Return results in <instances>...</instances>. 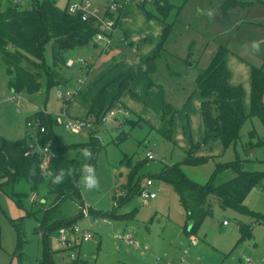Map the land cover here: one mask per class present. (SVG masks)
Masks as SVG:
<instances>
[{
	"label": "rangeland",
	"instance_id": "obj_1",
	"mask_svg": "<svg viewBox=\"0 0 264 264\" xmlns=\"http://www.w3.org/2000/svg\"><path fill=\"white\" fill-rule=\"evenodd\" d=\"M79 1L55 0L61 8ZM87 1L91 3V10H98L101 18L111 17L108 6L113 0ZM158 1L167 3L166 10H159L155 0L144 6L124 1L120 11L111 10L115 21L121 15L107 49L92 41L66 52L64 62L55 63L52 42H48L44 51L45 69L40 75L41 86L33 94L27 91L13 94L7 85L6 65L0 58V136L12 141L30 138L36 128L28 125V116L37 110H45L52 118L59 140L66 145H75L69 157L79 162L80 171L85 165L94 170L98 188L85 189L79 178L84 205L89 210L108 212L118 203L115 196H121L123 201L116 211L123 214L135 210L128 218H107L108 222L93 214L78 218L81 211L78 200L64 201L58 209L60 215L67 220L78 218L76 224L93 235L92 241L82 244L80 264H156V258L166 264V260H170L165 252H170L173 245L167 235L171 232L175 236L173 229L177 235L187 238L183 231L185 215L177 192L160 177V173L180 163L194 144L198 146L195 155L209 157L202 165H181V170L194 182L207 183L218 163H230L236 158H240L242 169L264 172V145L257 144L258 137L264 139L261 120L257 116L246 120L240 138L227 149L218 137L206 139L202 95L196 81L221 44L228 45L230 54L238 61L243 58L256 64L259 58L264 60V3L255 0ZM31 5L32 0H0V11L10 6L25 10ZM166 25L172 27L170 35L161 56L156 59V70L148 75V58L157 49ZM69 59H83L87 65L76 63L69 67L66 64ZM190 62L196 65L189 68ZM191 72L195 73L194 77H190ZM120 74H132L134 78L119 103H114L108 110L110 115L101 119L97 126L98 145L90 140V128L73 133L58 123V117L65 120V112L73 118L86 119L94 92L106 85V106H110L118 91L113 80ZM238 76V80H243L244 73L239 71ZM50 78L55 80L53 84H50ZM248 88L247 112L250 111V81ZM66 91L72 93L71 101L59 96L60 92ZM165 105L173 110L171 140L159 132ZM120 108H126L128 116L120 112ZM92 124L96 127L95 121ZM251 130L256 131L257 137L247 149ZM83 149L91 153L87 159L81 155ZM149 155L152 159H147ZM133 168L137 170L140 188L145 187L148 179L153 181L150 189L157 193L156 199L145 201L139 193L127 199L126 185ZM235 174L233 168L228 169L219 176L218 182ZM14 191L25 194L23 209L0 188V264H48L44 257L46 251L50 254L51 264H72L68 255L63 259L60 253L59 229L45 237L37 219L26 216V211L34 208L31 197L36 194L29 183L15 184ZM43 194L44 188H41L36 194V206L43 200ZM49 202L47 200V204ZM209 203L211 214L197 232L199 238L207 242L203 244L201 260L205 264H246V260L264 264V253L260 252V249L264 250V224L233 208L223 207L213 196ZM245 204L264 215V181L249 192ZM224 221L229 225L223 224ZM240 222L249 225L251 237L240 239ZM18 223L24 239L22 248H18L19 235L15 225ZM127 234L134 240L132 244L126 242L125 237L118 238V235ZM139 242L147 244V249ZM139 246V250H135ZM242 248L244 252L239 253ZM173 262L180 264L178 260Z\"/></svg>",
	"mask_w": 264,
	"mask_h": 264
},
{
	"label": "trees",
	"instance_id": "obj_2",
	"mask_svg": "<svg viewBox=\"0 0 264 264\" xmlns=\"http://www.w3.org/2000/svg\"><path fill=\"white\" fill-rule=\"evenodd\" d=\"M156 3L159 10L163 11L168 7L164 1L157 0ZM68 6L69 4L61 8L55 0H32V5L25 10L10 6L0 11V58L7 68L8 87L15 94L21 91L33 94L40 89V75L45 69L44 51L48 42H52L53 59L55 63H58L64 62L66 52L94 41V36L98 32L96 20L94 18L82 20L80 14L69 12ZM108 15L112 17L113 14L108 10ZM117 24H119V18ZM171 29V25L163 28L161 42L148 58V75L156 70V59L161 56ZM229 52L228 45H219L208 66L196 77L197 87L202 95L201 111L205 137L206 139L220 138L225 149L236 144L240 138L242 126L249 118L257 116L264 125V64L251 65L250 111L247 112L243 103V86H233L229 82L230 71L226 65V56ZM133 77L132 74H120L113 80L118 85V91L110 106H106L107 85L91 99L86 119L89 118L96 123V127H92L90 133V140L96 145L99 143L96 137L97 126L111 106L116 102L119 103L122 93L129 88ZM49 82L53 84L55 80L50 78ZM152 83L150 80V84ZM172 111L171 107L164 106L162 127L159 129V132L168 140L172 139L173 134ZM29 122H37L34 136L41 147L50 149L53 156L48 161L47 167L42 169L40 167L42 154L38 149L26 154L33 136L15 141L0 136V188L13 197L22 209L24 208L22 198L25 194L15 192V184L26 181L36 194L44 188L43 200L39 206H36L37 201L31 202L34 208L26 211V216L35 217L40 229L45 231L44 235L47 237L54 229L71 228L76 224V220L83 216L80 212L77 219L67 220L58 211L59 206L69 199L78 200L77 205H83L84 201L79 188L81 171L79 162L69 157V152L75 145H66L59 140L52 126V118L45 110H37L28 116L27 123ZM42 128L44 131H41ZM249 136L247 149L248 146L253 145V139L257 137L256 131L251 130ZM257 144L264 145V139L258 137ZM197 148V144H194L180 163L163 169L160 173V177L170 183L177 192L186 213L187 224L192 222L191 226L186 227V231L189 234H196L205 218L211 214L209 203L211 196L216 198L223 207L233 208L240 214L248 215L264 223V215L249 209L245 204L249 192L264 181V172L244 170L239 166L240 158H236L230 163H218L209 181L199 184L190 180L180 168L182 164L197 166L208 161L209 157L195 155ZM231 168L236 171V174L226 181L218 182L219 176ZM61 170L65 172L64 180L60 184L53 185L48 174L55 175ZM137 174L136 168L129 173L126 185L127 199L140 191V179ZM47 200L50 201L48 204ZM115 200L118 203L114 210L101 212L91 208L90 214L108 219H120L130 214H120L116 211L123 197L115 196ZM15 225L19 235L18 248H22L24 239L21 226L19 223ZM240 234V239L251 235V229L245 222L240 224ZM49 255L46 251L45 262L51 264ZM80 262L81 259L77 253V258L72 264H80Z\"/></svg>",
	"mask_w": 264,
	"mask_h": 264
},
{
	"label": "built area",
	"instance_id": "obj_3",
	"mask_svg": "<svg viewBox=\"0 0 264 264\" xmlns=\"http://www.w3.org/2000/svg\"><path fill=\"white\" fill-rule=\"evenodd\" d=\"M124 1H132L137 3L138 5L151 3L153 0H113L109 3L108 10L113 11L117 10L120 11L122 7L124 6ZM157 1V0H155ZM260 2H264V0H256ZM68 10L71 13L74 14H80L82 17V20L87 21L91 18H94L96 20L97 26H98V32L94 36V41L98 44H102L104 46V49H107L111 45V38L112 35L118 26L117 21H115L112 17H109V19L101 18L98 15V10L94 11L91 10V3L87 0H80L78 3L69 4ZM120 15V14H119ZM76 63L87 65V61L83 59H69L67 61L68 66H73ZM59 96L63 98L65 101H71L72 93L70 91H66L64 93H59ZM120 112H122L124 115L128 116V111L125 108H120ZM110 112H107L105 116L102 118L105 120L106 116L110 115ZM65 117V120L62 119V117H58V123L65 125V127L73 132V133H80L85 128H92V121L89 119H79V118H73L68 115L67 112L63 115ZM28 125H32L33 127H37V122H29ZM41 131H44V128L41 129ZM33 134V141H31L28 145V149L26 151V154L32 153L35 149H38L42 154V160L40 167L42 169H45L47 167V163L50 160L51 156L53 154L51 153L50 149L48 147H41L38 144L37 138ZM35 143L37 145H35ZM148 159H152V155H149L147 157ZM153 185V181L151 179H148L146 182V185L144 188H140L139 195L140 197L147 201L155 199L157 196V193L155 191H152L150 187ZM37 195L34 194L31 197V202L37 201ZM81 208V214L84 217H87L90 215L89 209L84 205L80 206ZM224 224H227L225 221ZM60 237H59V248L60 253L63 257L68 255L72 261L76 260L77 253L76 249L78 247V244L80 242L89 241L93 238L92 233H90L87 230H82L77 224L73 225L71 228H65L62 227L59 229ZM125 237V240L129 243H133L134 240L131 236L126 235H118V238ZM74 249V250H73ZM248 264H255L252 261L248 260Z\"/></svg>",
	"mask_w": 264,
	"mask_h": 264
},
{
	"label": "crops",
	"instance_id": "obj_4",
	"mask_svg": "<svg viewBox=\"0 0 264 264\" xmlns=\"http://www.w3.org/2000/svg\"><path fill=\"white\" fill-rule=\"evenodd\" d=\"M124 9V8H123ZM123 12V10H122ZM121 15V14H120ZM120 15H119V18H120ZM161 42V41H160ZM159 45V44H158ZM232 51L230 50V52L228 53V55L226 56V65L230 71V79H229V82L231 85L235 86V85H241L243 84V88H244V97H243V103H244V107L246 109L247 105H248V101H247V96H248V91H249V88H248V85H249V81H250V87H251V65H256V66H261L264 64V60L260 59L259 58V61L256 62V64H252L248 61H246L245 59L241 58L242 60L241 61H238L236 60L235 56L230 54ZM232 57V59L230 58ZM261 57V56H260ZM258 58V56H257ZM240 60V59H239ZM71 67V66H69ZM243 72L244 73V77H243V80H238L237 77L238 76V72ZM234 73V74H233ZM236 74V76H235ZM134 78V77H133ZM242 78V77H241ZM133 80V79H132ZM131 80V81H132ZM131 83V82H130ZM7 85H8V81H7ZM129 87H130V84H129ZM12 91V90H11ZM13 92V91H12ZM98 93V89L94 92L93 94V97ZM13 94H15L13 92ZM92 97V98H93ZM91 101V100H90ZM90 107V106H89ZM126 109V108H125ZM247 111V109H246ZM34 113V112H33ZM32 113V114H33ZM88 114V113H87ZM129 114V113H128ZM116 122H118L117 119H115ZM123 191V190H122ZM156 199V198H155ZM184 210V209H183ZM135 211V210H134ZM134 211L133 212H130V216L134 214ZM123 214H126V213H123ZM128 214V213H127ZM129 215V214H128ZM126 215L125 217H122L118 220H123L125 218H128L129 216ZM184 215H185V224L183 226V231H184V235L187 236V238H185L184 236L182 235H177V231L176 230H173L171 229L174 233H176L175 236H173L170 232V235H167V237L169 238V241L172 243L173 245V248L171 249L170 252L166 253L165 252V255H167L168 257H170V260H166V264H174L173 260H178L180 262V264H205L204 261H202V257H204L201 252L204 250V245L203 244H207V242L205 240H201L199 238V236L197 235V232L196 234H189L187 231H186V227L189 225L191 226V224H187V219H186V213L184 211ZM105 221H108L107 218H104ZM225 222V221H224ZM223 222V224H224ZM250 222H254V220H251ZM246 223V222H245ZM257 223H261V222H257ZM240 224L241 222L239 223V226H238V230H239V233H240ZM264 224V223H263ZM225 225H229L228 224H225ZM129 235V234H127ZM241 236V234H240ZM251 237V235L249 236ZM95 239V238H94ZM93 239V240H94ZM239 240V239H238ZM92 241L89 240L88 242ZM190 242L189 245L187 242ZM87 241L85 242H80L78 244V248L76 250V252L79 254L80 256V249L82 247V244L86 243ZM128 242V241H126ZM129 243V242H128ZM140 243V246H144L145 249H147L148 245L147 244H144L142 242H139ZM132 244V243H130ZM264 247V239H263V244H262ZM120 246V245H119ZM128 246H131V245H128ZM140 246L135 249V250H139ZM218 248V247H217ZM220 251L221 249L218 248ZM244 248H242L240 252H244ZM256 250V249H255ZM257 252H255V254L258 253V250H256ZM223 252V251H222ZM260 252L261 253H264V250L263 248L260 249ZM144 253V252H143ZM81 258V256H80ZM64 259V257H63ZM155 259V258H154ZM156 264H165V263H160L161 260H158V258H156ZM248 260H246V264H248L247 262ZM193 262V263H192Z\"/></svg>",
	"mask_w": 264,
	"mask_h": 264
},
{
	"label": "clouds",
	"instance_id": "obj_5",
	"mask_svg": "<svg viewBox=\"0 0 264 264\" xmlns=\"http://www.w3.org/2000/svg\"><path fill=\"white\" fill-rule=\"evenodd\" d=\"M81 155L85 159H87L88 157H90L91 153L87 149H83L81 152ZM70 174L71 173L69 171V175ZM48 175L50 177V182L53 185H55V184H60L64 180L65 172L61 170L55 175H52L51 173H49ZM80 181L82 182L84 188L87 190L98 188V182H97L94 170L87 165H85L81 169Z\"/></svg>",
	"mask_w": 264,
	"mask_h": 264
},
{
	"label": "water",
	"instance_id": "obj_6",
	"mask_svg": "<svg viewBox=\"0 0 264 264\" xmlns=\"http://www.w3.org/2000/svg\"><path fill=\"white\" fill-rule=\"evenodd\" d=\"M15 7H17V6H15ZM193 65H194V63L190 62V63H189V68H192ZM194 76H195V73H194V72H191V73H190V77H194ZM191 224H192V223H191Z\"/></svg>",
	"mask_w": 264,
	"mask_h": 264
}]
</instances>
